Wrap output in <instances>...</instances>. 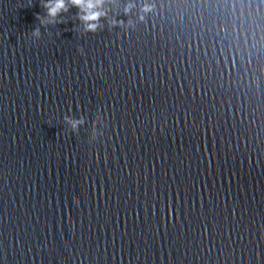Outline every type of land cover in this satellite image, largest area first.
<instances>
[{"label":"water","instance_id":"water-1","mask_svg":"<svg viewBox=\"0 0 264 264\" xmlns=\"http://www.w3.org/2000/svg\"><path fill=\"white\" fill-rule=\"evenodd\" d=\"M44 3L0 0V264H264V0Z\"/></svg>","mask_w":264,"mask_h":264},{"label":"clouds","instance_id":"clouds-1","mask_svg":"<svg viewBox=\"0 0 264 264\" xmlns=\"http://www.w3.org/2000/svg\"><path fill=\"white\" fill-rule=\"evenodd\" d=\"M101 0H45L44 7L48 9L49 16H55L61 10H66V5L71 4L74 7L80 9L84 13L80 17L85 22H91L87 24L86 30L94 31L97 27L95 21L99 16L103 15L101 11L96 9L99 7ZM39 19V17H37ZM77 122H73L72 126L75 128Z\"/></svg>","mask_w":264,"mask_h":264}]
</instances>
